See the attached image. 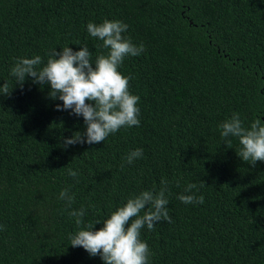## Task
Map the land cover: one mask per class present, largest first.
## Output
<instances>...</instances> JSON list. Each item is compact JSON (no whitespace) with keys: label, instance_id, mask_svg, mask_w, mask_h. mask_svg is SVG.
<instances>
[{"label":"trees","instance_id":"obj_1","mask_svg":"<svg viewBox=\"0 0 264 264\" xmlns=\"http://www.w3.org/2000/svg\"><path fill=\"white\" fill-rule=\"evenodd\" d=\"M103 20L127 24L124 35L145 47L119 68L140 98V126L65 147L86 131L83 117L56 111L62 101L48 98L49 85H15L10 69L36 55L43 67L65 46H87L94 62L107 50L86 25ZM4 82L13 90L0 96V264H103L70 246L80 229L59 193L71 186L72 209L83 206L84 224L99 221L98 231L162 178L172 222L141 230L149 264H264V163L241 161L238 139L227 148L219 129L233 113L245 127L264 123V0H0ZM137 148L143 158L121 169ZM190 183L202 205L177 199Z\"/></svg>","mask_w":264,"mask_h":264},{"label":"clouds","instance_id":"obj_2","mask_svg":"<svg viewBox=\"0 0 264 264\" xmlns=\"http://www.w3.org/2000/svg\"><path fill=\"white\" fill-rule=\"evenodd\" d=\"M86 28L90 37L102 41L99 47L107 50L97 55L94 62L87 46L75 52L65 46L59 52L51 50L43 67H39L43 63L39 55L17 58L9 73L17 86L22 87L26 77L33 78L34 84L49 85L48 98L62 101V105H56V111L70 110V114L83 117L86 131L64 139L65 147L98 144L121 128L140 126V98L129 90L131 76L121 74L119 68L126 57L140 56L145 51L144 45H136L124 35L128 25L120 20L89 22ZM12 90L13 87L10 89L4 82L0 96L10 97ZM219 129L227 148L232 149L231 138L238 139L240 148L236 155L241 161L252 166L257 161L264 163V123L260 118L245 127L240 114L233 113ZM139 158H143L142 148L130 151L124 157L121 169ZM67 174L74 179L79 176L71 168L67 169ZM176 183L178 187L179 181ZM168 185L169 182L162 178L158 191L133 194L110 214L98 231H93V227L100 224L99 221L84 224L86 210L83 206L72 209L75 193L71 192V186L65 187L58 199L65 202V209H71L68 214L80 229L69 237L70 246L81 247L92 257L98 255L103 264H149L152 253L147 242L140 238L141 230L146 226L151 231L159 222H172L167 208L171 194ZM201 185L204 186L202 182ZM196 189V184H187L185 194L178 195L177 199L185 205H202L204 197L197 196L193 191ZM3 230L4 226L0 225V231Z\"/></svg>","mask_w":264,"mask_h":264}]
</instances>
